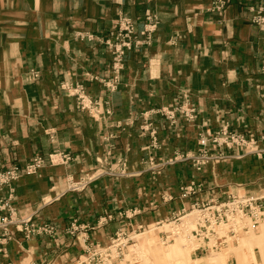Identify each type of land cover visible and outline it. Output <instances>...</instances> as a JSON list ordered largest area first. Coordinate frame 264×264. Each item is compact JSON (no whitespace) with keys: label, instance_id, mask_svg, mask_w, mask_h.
Segmentation results:
<instances>
[{"label":"crops","instance_id":"1","mask_svg":"<svg viewBox=\"0 0 264 264\" xmlns=\"http://www.w3.org/2000/svg\"><path fill=\"white\" fill-rule=\"evenodd\" d=\"M257 6L258 0H230L222 9L214 0H0V170L25 168L38 154L72 156L57 165L46 160L37 173L0 188V197L12 194L20 217L57 227L55 237L33 240L14 226L9 240L0 231V264L14 261L20 248L31 264L80 263L85 238L104 243L128 228L133 207L155 221L194 200L264 194V26ZM122 19L134 23L143 43L109 91L102 82L111 74L106 40ZM65 82L83 83L97 98V112L81 110ZM164 110L175 113V122ZM226 123L253 134L262 152L224 149L200 171L181 159L199 149L201 134ZM116 164L120 169H111ZM191 181L202 189L181 199L180 187ZM73 220L81 225L75 233ZM7 244L11 252L4 254Z\"/></svg>","mask_w":264,"mask_h":264},{"label":"built area","instance_id":"2","mask_svg":"<svg viewBox=\"0 0 264 264\" xmlns=\"http://www.w3.org/2000/svg\"><path fill=\"white\" fill-rule=\"evenodd\" d=\"M230 0H214V5L219 8L228 6ZM257 22L264 26V0H258ZM149 22L148 24H150ZM154 26L144 30V40L152 39ZM137 35L134 23L129 19H122L117 22L110 38L106 40V45L111 51V74L109 78L102 79V82L109 91L118 88L121 71L124 67L128 55L138 48L143 42ZM63 90L70 96L75 97L76 103L81 110L93 111L98 107L97 98L81 82L62 83ZM190 119H194L195 107L190 106L187 110ZM171 122H175V113L163 111ZM152 136H156L152 131ZM199 149L196 152H186L182 160L200 171L207 161L212 158L225 155L224 149H231L234 146L250 148L252 151L261 153L262 148L258 147V140L253 134L246 135L241 132L230 130L229 124H224L220 129L208 135H200ZM212 150H217V156ZM49 161L52 165L68 163L72 160L69 153L54 151L46 159L38 154L28 163L25 168L18 164H13L5 170H0V188L11 186V184L24 174H34ZM83 187L85 184H75L74 188ZM202 189V184L191 181L180 187V198H190L195 196ZM137 208L126 211V217L136 214ZM194 213L195 218H192ZM184 219V220H183ZM189 219V220H188ZM264 220V194L249 193H228L223 197H213L207 200H194L190 207L182 206L172 210L170 215L164 219L157 220L161 238L167 242L176 240L181 234L186 237H193L198 243L194 248L195 253L208 254L228 246L230 242H237L239 236L245 232L257 231ZM22 232L25 238H30L34 233L47 235L51 238L57 234L56 225L48 222H34L31 217H20L19 210L13 202L12 194L0 197V231L2 240L12 238L11 227ZM81 225L73 220L69 225L72 233L78 231ZM139 228H136L138 230ZM187 238V237H186ZM188 239V238H187ZM84 254L80 258V264H128L126 251L128 246L134 242V235L128 228H119L110 238L107 244L92 242L85 238ZM4 243V242H3Z\"/></svg>","mask_w":264,"mask_h":264},{"label":"rangeland","instance_id":"3","mask_svg":"<svg viewBox=\"0 0 264 264\" xmlns=\"http://www.w3.org/2000/svg\"><path fill=\"white\" fill-rule=\"evenodd\" d=\"M92 112L96 113L97 110H93ZM162 165L157 166L156 168L161 167ZM102 169L103 166H100L95 170V172L100 173L102 172ZM111 169L118 170L120 169V165L116 164L114 167H111ZM75 182H78V180ZM260 182V185L264 186V180L261 179ZM78 186L81 187V185ZM177 192L179 191L177 190ZM237 192L240 194L243 193L240 191ZM132 209H134V207L130 210ZM137 209L138 210L136 214H130L128 221L130 224V228L128 227V230H131L134 235V242L128 246L126 251V259L128 264H182V260L186 258L188 253L187 248L189 251H191V264H264V220L257 231L242 233L241 237L239 236L240 240L237 242H230L228 246L221 250L212 251L208 254H202L195 253L193 251L198 245L197 241L193 239V237L186 235L188 238L187 239L183 236L184 234H181L174 241L167 242L163 240L159 234V229H169L170 227L160 228L156 224L157 220L152 221L150 215H145L144 217V212H146V210H140L141 208L139 207H137ZM192 218H195L194 213H192ZM136 228L139 229L136 230ZM36 237L37 234L34 233L28 240H33ZM179 240H181L185 245L181 251L177 252L175 244ZM109 241L110 239L104 241L103 244H107ZM22 245L26 246L25 244ZM20 249L21 250H19L18 257L14 258V261L4 257L1 264H31L30 260L27 258L28 249ZM1 252L4 254L6 252H11L10 245L7 244L5 247H2ZM219 258L222 259V263L219 261ZM75 264L80 263L77 262Z\"/></svg>","mask_w":264,"mask_h":264},{"label":"bare ground","instance_id":"4","mask_svg":"<svg viewBox=\"0 0 264 264\" xmlns=\"http://www.w3.org/2000/svg\"><path fill=\"white\" fill-rule=\"evenodd\" d=\"M189 220V219H188ZM241 237V236H240ZM238 240H240V238L238 239ZM183 242L181 241V240H179L175 245H176V251L177 252H179V251H181L183 248H184V243L182 244ZM191 243V242H190ZM192 244V243H191ZM186 247V246H185ZM187 248V247H186ZM187 251H188V253H187V256H186V258L185 259H183L182 260V264H191L190 263V260L192 259L191 258V254H190V252L191 251H189L188 250V248H187ZM191 258V259H190ZM219 261L222 263V259L221 258H219ZM198 264V263H197Z\"/></svg>","mask_w":264,"mask_h":264}]
</instances>
